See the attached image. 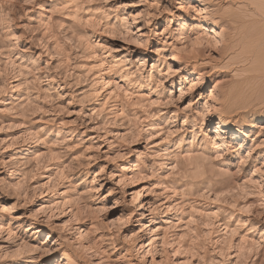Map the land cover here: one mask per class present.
Masks as SVG:
<instances>
[{
    "label": "rangeland",
    "instance_id": "obj_1",
    "mask_svg": "<svg viewBox=\"0 0 264 264\" xmlns=\"http://www.w3.org/2000/svg\"><path fill=\"white\" fill-rule=\"evenodd\" d=\"M0 264H264V0H0Z\"/></svg>",
    "mask_w": 264,
    "mask_h": 264
},
{
    "label": "bare ground",
    "instance_id": "obj_2",
    "mask_svg": "<svg viewBox=\"0 0 264 264\" xmlns=\"http://www.w3.org/2000/svg\"><path fill=\"white\" fill-rule=\"evenodd\" d=\"M207 18L208 19H214V15L213 14H207ZM216 20V19H215ZM219 22V21H218ZM173 55V54H172ZM173 57H175V56H173ZM219 87H221L220 86V82H218V81H214L213 82V87H212V90H211V93L213 94ZM223 127H226V126H223ZM241 143V142H240ZM222 145H225V143L224 144H222ZM255 152V149H250V150H247V151H245L244 153H245V156L243 157V161H246V160H248L250 157H251V155H253V153ZM60 253H61V256L62 257H66V258H70V254L68 253V251L66 250V248L65 249H62L61 251H60Z\"/></svg>",
    "mask_w": 264,
    "mask_h": 264
}]
</instances>
